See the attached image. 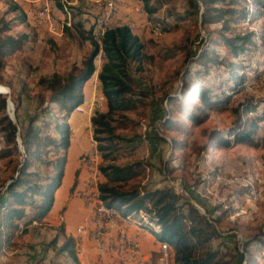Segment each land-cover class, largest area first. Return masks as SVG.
Wrapping results in <instances>:
<instances>
[{
    "label": "rangeland",
    "instance_id": "rangeland-1",
    "mask_svg": "<svg viewBox=\"0 0 264 264\" xmlns=\"http://www.w3.org/2000/svg\"><path fill=\"white\" fill-rule=\"evenodd\" d=\"M16 1L26 13V21L23 23L16 17L17 12L0 2V26L5 19L11 27L8 33L15 36L30 33L35 39L4 57L0 84L9 88L7 95L11 100L14 91L23 90L20 115L25 116L34 111V96L40 90L37 83L42 75L66 74L89 54L92 47L78 30L95 25L98 8H103L107 0H60L65 9L48 0L51 16L57 23L56 31L48 30V25L35 16V9L45 0ZM194 1L202 10L200 0ZM228 1L219 0V5L224 6ZM246 3L255 9L252 0ZM133 4L137 6L134 0L127 5ZM201 10L191 7L188 0H168L151 18L146 13L140 16L143 21L137 27L131 26L137 18L121 19L141 37L148 59L142 71L135 70L134 65L130 69L136 92L143 93L142 103L127 112L129 119L116 123L117 133L123 138L118 160L146 162V169L130 184L145 188L170 186L206 215L221 233L212 245L220 250L228 264H264V54L253 63L256 69L247 68L249 80L241 91L226 103L207 109L200 123L187 120L180 102L170 104L169 100V97H181L185 72L198 68L195 59L219 37L216 25H202ZM177 14L184 16L183 19H176ZM241 26L255 30L261 37L259 42L264 41V9L255 11ZM101 30L97 25V32ZM214 49L225 52L222 45ZM215 81L224 79L213 73L208 77V87L214 88ZM224 89L231 94L228 87ZM220 93V90L214 91V94ZM243 102L259 106L241 116ZM195 103L200 104V98L190 93L183 105L194 110ZM195 112L199 113L197 109ZM258 116L263 120H259L253 141L225 147L211 141L214 130L233 138L230 134L237 125L246 118ZM169 118L176 127L165 125ZM22 153L18 143L14 156L0 157V193L17 174ZM47 219L43 224L28 225L27 233L16 236L14 244L0 255V264H74L68 255L56 252L53 239L57 236L60 245L64 237L54 232L53 217ZM148 233L153 231L148 229Z\"/></svg>",
    "mask_w": 264,
    "mask_h": 264
},
{
    "label": "trees",
    "instance_id": "trees-1",
    "mask_svg": "<svg viewBox=\"0 0 264 264\" xmlns=\"http://www.w3.org/2000/svg\"><path fill=\"white\" fill-rule=\"evenodd\" d=\"M54 1L58 7L65 9L60 0ZM188 1L191 7L201 10L194 0ZM252 1L254 10L246 0H229L224 6L219 5V0H200L203 6L202 25H216L219 37L195 59L198 68L185 72L183 79L186 82L181 97H169L170 104L176 100L180 102L187 120L200 123L207 109L226 103L234 93L241 91L249 80L247 68L256 69L253 63L260 60L261 53L264 54V41L259 42L261 37L255 30L241 26L242 22L251 19L255 11L264 9V0ZM0 2L6 3L10 11L17 12L16 17L23 23L26 21V13L19 2ZM140 2L151 18L168 0ZM183 17L177 14L176 19ZM1 23L0 69L4 65V57L35 39L30 33L10 34V23L5 19ZM94 30L95 25L78 30L92 47L80 65H73L66 74L54 72L39 78L37 84L40 90L34 96L36 104L32 113L20 115L25 93L23 90L14 91L12 101L17 119L14 122L6 113L8 95L0 93V140L3 143L0 157H12L18 152V133L24 146L17 174L11 177L0 193V255L14 244L16 236L27 233L28 225L43 224L54 207L55 192L64 181L71 145L70 118L75 109L85 102L84 84L96 73V58L102 55L98 78L107 108L105 111L96 110L91 117L93 139L102 157V180L98 185L101 200L108 208L119 211L121 217L152 230L159 242L169 244L173 264H228L220 250L212 245L215 238L221 237V233L190 201L170 186L145 188L130 184L146 169V162L118 160L123 138L117 133L116 123L129 119L127 112L137 109L142 103L143 93L136 92L130 69L134 65L135 70L142 71L148 55L141 37L128 23L108 26L99 37ZM219 45L224 46L225 52L214 49ZM213 73L224 79L215 81L214 88L207 85L208 77ZM224 86L231 90V94ZM216 90L221 91L220 95L214 94ZM190 93L200 98V104L193 105L194 110L183 105ZM242 105L241 116L259 106H252L249 102ZM196 109L199 113L195 112ZM262 118H246L244 123L232 130L230 135L233 138L214 130L210 139L214 145L221 147L253 141ZM165 125L174 128L177 124L169 118ZM173 142L176 145L177 142ZM78 177L79 169L75 171L70 193L76 188ZM63 211L64 208L60 215ZM57 231L64 240L58 245L55 236L52 244L56 252L68 255L74 264H81L76 239L66 233L64 219L57 226Z\"/></svg>",
    "mask_w": 264,
    "mask_h": 264
},
{
    "label": "crops",
    "instance_id": "crops-1",
    "mask_svg": "<svg viewBox=\"0 0 264 264\" xmlns=\"http://www.w3.org/2000/svg\"><path fill=\"white\" fill-rule=\"evenodd\" d=\"M120 9L119 13H117V19L113 20L115 21L114 24L125 23L121 21V19L129 16L134 17L133 19L135 20L137 18L136 23L143 21V19L138 15L137 10L134 11V4L127 5L126 8L121 7ZM99 56L100 64H96V73L84 84L85 102L75 109L72 117L70 118V124L72 128L71 145L68 150V161L65 169V177L62 185L55 192V204L47 216V218L53 217L54 219L51 224L54 227V232H57V226L61 222V219H64L66 233L71 234L74 237L77 236V226L92 213L91 205H86L80 197V192L86 188L89 177L88 170L84 164L81 163L80 157L93 146L94 148L96 147L93 135L91 138V132L89 131V129L92 127L91 117L96 110L105 111L107 108L106 101L100 100V96L103 95V93L101 89V83L98 78V72L102 65V55ZM81 107L86 110L85 113L78 112L81 110ZM77 169H79L78 183L73 193H70V187L74 181L75 171ZM63 208V215H60V211ZM115 211L117 215L120 216L119 211L116 209ZM121 216L119 218L122 220L124 225L127 226V233L132 237H136L140 241L143 250L146 253H154V250L157 249L155 243L160 242L154 237L153 233H148V230ZM47 218L45 221H48ZM110 234L117 237L118 233L116 230H111ZM78 250V256L81 264H95V262L99 259H102L104 263L108 264L110 262L116 261L119 257V254H117L116 251H101L97 248L95 241L86 237L82 240L81 248Z\"/></svg>",
    "mask_w": 264,
    "mask_h": 264
},
{
    "label": "built area",
    "instance_id": "built-area-1",
    "mask_svg": "<svg viewBox=\"0 0 264 264\" xmlns=\"http://www.w3.org/2000/svg\"><path fill=\"white\" fill-rule=\"evenodd\" d=\"M133 0H108L103 8H98L97 22L95 23L94 33L98 37L102 33H97V25L111 23L112 19H117V12L123 6L130 4ZM136 1V10L139 16L145 15L141 8L140 0ZM51 3L45 0L42 5L35 9V16L44 24L48 25V30L56 31L57 23L51 16ZM131 26L137 27L138 23H131ZM101 101H105V96H100ZM81 107L78 112L85 113ZM92 138V127L89 129ZM94 143V141L92 140ZM81 163L88 170L89 177L86 188L80 192V197L86 205H91L92 213L84 219L77 228L76 243L78 249L81 248V242L86 237L96 242L97 248L103 252L116 251L119 257L116 261L108 264H166L168 250L155 243L157 249L154 253L148 254L143 250L140 241L127 233V226L114 213L105 211L100 204V195L98 194V184L102 176L98 172V155L94 151V146L84 153L81 157ZM111 230L117 231V237L110 234ZM95 264H106L99 259Z\"/></svg>",
    "mask_w": 264,
    "mask_h": 264
},
{
    "label": "bare ground",
    "instance_id": "bare-ground-1",
    "mask_svg": "<svg viewBox=\"0 0 264 264\" xmlns=\"http://www.w3.org/2000/svg\"><path fill=\"white\" fill-rule=\"evenodd\" d=\"M107 1H108V0H107ZM141 7H142V6H141ZM142 9H143V8H142ZM113 20H114V19L111 20V23H106L105 25H98L99 28L102 29L100 33L103 34L104 30H105L108 26L113 25V24H112V23H113ZM97 33H98V32H97ZM102 34H100L99 36H101ZM99 36H98V37H99ZM0 91H2V92H6V91H8V90H6V88L4 87V85H1V84H0ZM94 151H96V154L98 155V172H99V173L101 174V176H102V173H101V170H100V164H101V161H102V157H101V154H100L99 150H98L96 147L94 148ZM242 180H243V179H242ZM233 181H234V180H233ZM98 185H99V184H98ZM98 194L100 195L99 189H98ZM100 204H101L102 208H103L105 211L110 212V213H114L118 218L120 217V216L117 215L115 209L108 208V207L106 206V204L101 200V198H100ZM75 239H76V237H75ZM159 244L168 250V254H167V257H166V264H171V258H172V249H171V247H170L169 244H167L166 242H160ZM170 252H171V254H170ZM172 263H173V262H172Z\"/></svg>",
    "mask_w": 264,
    "mask_h": 264
},
{
    "label": "water",
    "instance_id": "water-1",
    "mask_svg": "<svg viewBox=\"0 0 264 264\" xmlns=\"http://www.w3.org/2000/svg\"><path fill=\"white\" fill-rule=\"evenodd\" d=\"M2 85V84H1ZM6 88V92H2L0 91V93L4 94V95H7L9 93V88L4 86ZM6 113L9 115V117L14 121L16 122V115H15V107H14V103L13 101L11 100V97H7V109H6ZM17 141L19 143V147H20V151L21 152H24V146L22 144V140H21V137H20V134L18 133V137H17Z\"/></svg>",
    "mask_w": 264,
    "mask_h": 264
}]
</instances>
